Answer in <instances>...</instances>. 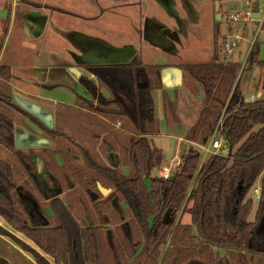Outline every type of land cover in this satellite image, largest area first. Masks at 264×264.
<instances>
[{"label":"trees","instance_id":"16d2710c","mask_svg":"<svg viewBox=\"0 0 264 264\" xmlns=\"http://www.w3.org/2000/svg\"><path fill=\"white\" fill-rule=\"evenodd\" d=\"M10 10L1 26L4 34ZM252 45L246 62L262 68L264 86V60ZM214 57L183 65L205 90L202 109L183 139L206 144L217 122L229 147L228 156L211 155L198 171L200 153L191 146L167 179L154 173L163 163L162 149L152 142L159 133L152 91L161 87V64L98 60L89 68L95 81L79 80L89 96L77 94L74 105L57 104L55 125L62 135L71 139L73 129L87 141H100L109 154L111 166L92 158L91 168L76 163L63 143L42 154L50 181L61 178L73 187L84 180L97 197L99 185L109 190L91 206L83 203V218L57 196L44 197L49 187L34 175L37 152L17 145L11 116L12 111L28 114L13 104L11 67L0 64V146L12 155L11 162L0 158V216L36 247L1 225L0 234L36 264H264V234L256 231L264 213V98L246 101L235 81L237 63L226 55ZM115 122L121 123L120 135ZM58 156L59 164L54 163ZM122 164L130 166L129 176L119 169ZM261 172L251 222L253 200L247 194ZM181 209L189 222L177 218ZM0 264L9 263L0 257Z\"/></svg>","mask_w":264,"mask_h":264},{"label":"rangeland","instance_id":"374dc122","mask_svg":"<svg viewBox=\"0 0 264 264\" xmlns=\"http://www.w3.org/2000/svg\"><path fill=\"white\" fill-rule=\"evenodd\" d=\"M5 1L6 3L9 1L12 2V0ZM165 1L167 2L164 3ZM215 2L219 3V6H216ZM161 3H164V6H162ZM16 8L18 9L16 20L20 22L22 26L19 32L20 36L29 40H33V36L31 33L24 34L23 31L26 27L25 24L29 23L27 15L30 9H35L39 11L42 16L44 15L47 17L50 24L48 25L46 23L45 36L37 41L47 43L46 47H54L59 55L62 54L66 57L70 56L73 59L74 56L81 54L83 51L81 47L75 46V43L73 44L69 40V38H73L74 40V37L78 35L97 39L103 43L101 50H99L100 47L96 49L92 48L95 42L90 40L86 41V43L90 44L92 47L84 49L86 52L85 55L82 56L83 63L73 66L81 72L80 78L82 76H88L95 81V76L89 73V68L92 67V63L95 64L103 57L109 58L106 57L110 54L109 51L117 49V47L131 48L134 51L133 62L138 60L140 64L143 62H149L148 64L152 62V64H156L154 63V58L156 60V57L161 54L162 49L160 46H155L153 42H151L148 38L150 37L148 34L153 32L155 34L153 35L155 36L153 39L159 40L160 38L157 37L161 34L164 35L163 32L168 31L167 37L172 42L179 43V48L176 49H181L182 51L180 54H174V58H169L168 61L171 62L167 65H172L183 70V65L185 63L209 62L215 58L214 56L226 55L228 59L236 60L237 73L235 81H238L239 89H241L245 100L250 101V96H253L254 100L264 98L262 68L257 63H248L245 60L247 59L248 50L251 48V43H254V47L257 46L258 56L261 60H264V21L262 27L257 31L259 25L258 20H230L231 15L235 13L242 14L246 9L245 3H243L242 0H18ZM7 14L6 10L0 11L1 17L5 18ZM216 14L219 15V20L221 18L222 26L218 23L220 21L215 19ZM2 25L3 20L0 22V30L2 29ZM218 25L220 31L216 30V28L218 29ZM164 27L166 30L163 31ZM16 30L18 32V29ZM211 31L214 35L211 34ZM158 32L160 33L158 34ZM13 34L16 36L15 31ZM216 34L217 37L214 43L211 36L215 37ZM39 47L42 46L39 45ZM28 50V48H21L19 51H11L10 56L5 54L4 58L8 61H15V68L20 69L23 65H27V61L30 57L33 58V55L30 56L31 53H29ZM90 54L94 56V58H96L97 55L99 59L96 61L87 60V56ZM32 60L33 62L35 61L34 58ZM111 60L112 59L109 58L107 61ZM116 62L118 61L116 60ZM15 74L21 76L22 71L15 70ZM47 77H49L51 81L62 82L59 69L48 74ZM72 85H76V83ZM72 85H70L71 88L58 85L55 86L52 91H41L38 89L35 93L46 95L50 100L58 102L57 104L65 103L67 105H74L78 93L73 91L74 87ZM105 94L107 95V93ZM57 104L47 105L51 110L53 108L52 112L54 113V118L52 127H48L45 125L44 121L28 113V119H30L39 130L38 132L33 129L30 130L29 137L24 140L30 149L37 152L38 156L33 158L32 162L34 163L35 160L39 161L37 158L41 161V157L43 158L42 154H44L47 149H56L58 143H63L65 150L81 167L91 168L92 158L97 160V162L111 166L108 160L109 154L107 151H104V145H102L100 141H98L97 144H94L92 141H87L81 137V133H76L73 129L69 132V136L72 137L71 139H68L60 133V130L55 125L57 119ZM43 108L45 109L44 104ZM12 114L13 113H11L13 120ZM22 115L23 113H16V119H19L18 123L20 127H22ZM23 122L29 125L28 122ZM215 124L209 140L211 138H220L218 131L219 124H217V122ZM120 125V122H115L114 125L119 135L121 132L119 128ZM71 127L74 128V125H71ZM40 137L45 138L46 144L37 143ZM153 140L154 144L156 143V145L162 149L163 163L161 169L162 167H167L173 172L182 163V154L191 147L187 142H182L176 137H172L168 132H164L162 135H158L155 138L153 137ZM203 145L195 147L200 153L197 171L202 164L208 160L207 158L211 156L208 155L202 158ZM5 151L7 150L0 146V158H5L3 157V155H6ZM61 161L62 159L59 156L54 159V163L59 164ZM174 161H176V163H174ZM119 169L125 176H129L132 173L128 164L120 165ZM161 169L154 170V173L158 175ZM41 173L42 171L39 172L37 170L34 172V175L38 178L37 181L42 182L43 185L49 187V189L62 188L60 193L57 194V198H60L69 206L72 205L73 212L80 218L84 216L83 203L91 206L94 201L100 200L101 197L109 193L103 194L99 191L100 194L97 197L93 194L94 189L86 186L84 180H82L80 186H78V182H75L74 186L71 187L67 182L64 183L61 178H55V181L52 182L46 175L40 176ZM262 178L263 172L258 175L254 187H252L247 194V198H252L253 200L251 215L248 216L251 222L256 219L258 211L257 192H254V190L255 188L259 190V184ZM78 179L81 178L78 177ZM145 185L147 188L150 187L149 179L145 180ZM82 193L83 195H81ZM50 212V207H48L47 214ZM179 217H181L182 223H186L190 220V216L187 213L183 214L182 209L178 213L177 218ZM0 225L22 238L30 247H36V245L23 234L13 231L7 224L4 225L0 223ZM170 239L171 235L167 238L164 249L167 248ZM221 253H224V251L222 250ZM13 264H22V262L16 259Z\"/></svg>","mask_w":264,"mask_h":264},{"label":"crops","instance_id":"0c3cea01","mask_svg":"<svg viewBox=\"0 0 264 264\" xmlns=\"http://www.w3.org/2000/svg\"><path fill=\"white\" fill-rule=\"evenodd\" d=\"M0 1H1L0 11L6 10L8 13V9H11L10 10L11 17L9 20V25H8L9 27L6 34L2 32V29L0 30V64H5L11 67L12 79L10 84H11V95H12L13 104L17 109L22 110L26 114L30 113L37 119L44 121L45 125H47L48 127H52L53 118H54V113L52 112L53 108L51 110L50 108L47 107V105L49 106L52 104L54 105L57 104L58 102L50 100L49 98H47L46 95L44 96V95H40L39 93H35L36 90L40 89L41 91L42 90L52 91V89L58 85L68 86L69 88H71L70 85L76 83V85H72L74 87L73 91H76V93L82 94L84 96H89V94L85 91V89L79 82L81 72L73 66H77L78 64L83 63L82 56H84L86 52V50L84 49L92 47L90 46V44H87L86 41L90 40L92 42H95L94 43L95 45H93L92 48L96 49L100 47L99 50H101L103 43H101V41L97 39H92L89 37L78 35L74 37V40L73 38L72 39L69 38V40L73 44L75 43L74 44L75 46L81 47V50H83L81 54L74 56L73 59L70 56L66 57L62 54L59 55L54 47L51 48L46 47L47 43L37 41L38 39L45 36V30L47 26L46 23L48 25L50 24L46 16L44 15L42 16L40 12L35 9H30V12L27 15L29 19V23L25 24L26 27L24 28L23 31L24 34L31 33V35L33 36V40H29L25 37H21L19 33L22 26L21 23L17 22L16 20V15L18 12L16 5L18 0H12V2L9 1L8 3H6L5 0H0ZM166 2L167 1H165L164 3ZM164 3H161L162 6H164ZM215 4L216 6H219V3L215 2ZM257 15L259 14L256 13L252 15L253 17L250 19L259 21V25L257 29L258 31L262 27L263 20L259 18L260 15L259 17H257ZM5 18L0 16V22ZM215 19L219 20L218 14H216ZM219 21H220L218 22L219 25L222 26L221 18ZM219 25H218V29L216 28V30H219ZM16 29H18V32ZM164 30H166L165 27L163 28V31ZM14 31L16 36L13 34ZM159 33L160 32H158V34ZM163 33L164 35L161 34L159 37H157L160 38L159 39L160 41L158 39H157L158 41L153 39L155 37L153 36L155 35L153 32L148 34V36H150L153 39L152 40L150 37H148L151 40V42H153L155 46L158 47L160 46V48L162 49L161 54H159L156 57V60L154 58V63L165 66L160 71L161 87L156 88L152 91L154 97V109L159 126V133L157 135H154L153 137L155 138L158 135H162V133L164 132H168L172 137H176L178 140L182 142H186L185 139H183L182 135L197 119L198 113L201 111L202 109L201 107L204 104L205 90H203L202 84L195 81L184 69L182 70L181 68H177L172 65H167L168 63L171 62V61L169 62L168 59L174 58L175 56L173 55L180 54L182 50L176 49L179 48L180 45L179 43H174L167 37V34L169 33L168 31H165ZM211 34L214 35L212 31ZM217 34L215 37L211 36L212 40H214L213 41L214 43ZM39 45H41L42 47H39ZM21 48L23 49L28 48L29 49L28 52L31 53L30 56L33 55L35 61L33 62L32 60L33 58L30 57V59L27 61V65H23L20 69H16L14 65L15 61L6 60L4 58V55L7 54L10 56L11 51L12 52L19 51ZM109 52L110 54L116 52L127 53V55L124 56L126 63L131 62L134 59L133 58L134 51L131 48L117 47V49L110 50ZM258 59L261 60L259 56ZM231 61L234 62L236 60L231 59ZM118 62H123V61H118ZM135 62L140 63V61L138 60ZM148 63L143 62L141 64H148ZM92 64L94 65V63ZM58 69L61 75L60 79L62 80V82L51 81L49 77H47L48 74L53 73ZM15 70L22 71V75L21 76L16 75ZM74 70L78 72L77 73L78 75L74 72ZM45 84L52 88H46V87L44 88ZM250 98H251L250 101L254 100L253 96H250ZM43 104L45 105V109L43 108ZM12 113H13L12 115H13L15 136L17 139L16 142L18 146L23 147L26 144L24 140L29 137L30 130L33 129L36 132H38L39 130L36 128L35 124L32 123V121L28 119V117L25 115H22V127H20V124L18 123L19 119H16V113L18 112L13 111ZM23 121L28 122L29 125H26ZM152 142L154 143L153 138H152ZM37 143L46 144L45 138L40 137V139L37 140ZM187 143L188 145H191L194 148L200 146L195 142L193 143L187 142ZM5 154L6 155H3V157H5L4 159H6L8 162H11L12 161L11 153L5 151ZM37 159L39 161L35 160L33 164H35V168L37 171L39 172L42 171L41 176L45 175L43 172L44 167L42 164V160L40 161L39 158ZM179 218L181 220V217ZM187 222H189V220ZM0 223L6 225L2 218H0ZM0 257L6 259L9 264H13L16 259L21 261L22 264H36L34 259L27 252L20 249L17 245H14L8 237L3 236L1 234H0Z\"/></svg>","mask_w":264,"mask_h":264},{"label":"built area","instance_id":"2783aa9c","mask_svg":"<svg viewBox=\"0 0 264 264\" xmlns=\"http://www.w3.org/2000/svg\"><path fill=\"white\" fill-rule=\"evenodd\" d=\"M245 3L246 9L242 14L235 13L230 16V20L239 21V20H249L254 14L258 13L260 19L264 21V0H242ZM255 4H258V12L253 11ZM233 47V46H232ZM229 147L222 141L221 137L219 139L211 138L207 144L202 146V158H205L208 155H223L228 156ZM176 163V161H174ZM171 171L167 167H162L159 171L158 176L167 179L170 176ZM254 192H257L256 198H259L260 192L258 188H255ZM258 200V199H257Z\"/></svg>","mask_w":264,"mask_h":264},{"label":"water","instance_id":"95a60500","mask_svg":"<svg viewBox=\"0 0 264 264\" xmlns=\"http://www.w3.org/2000/svg\"><path fill=\"white\" fill-rule=\"evenodd\" d=\"M253 11H257L258 12V4H255V6H254V8H253ZM258 14V13H257ZM257 17H259V15H257ZM218 18V17H217ZM127 55V53H123V52H119V53H113V54H110L109 56H110V58H113L112 60H117V61H123V62H125V58H124V56H126ZM87 57H89V56H87ZM115 58V59H114ZM91 59H93V58H91ZM74 72L77 74L78 72H76L75 70H74ZM78 75V74H77ZM111 156V155H110ZM111 160V159H110ZM41 185H43V183L42 182H39ZM101 185H99V187H98V190L99 191H101V193H107V192H109V190L108 189H106V188H104L103 186H101ZM60 191H61V189L60 188H57V189H54V188H51V189H49L48 188V190H44V197L45 198H49V197H52V196H57V194H59L60 193ZM87 215H89L88 214V212H85ZM257 229H256V231H257V233H260V234H264V213H263V215L261 216V218H260V220H259V222H258V224H257Z\"/></svg>","mask_w":264,"mask_h":264},{"label":"flooded vegetation","instance_id":"af4514ba","mask_svg":"<svg viewBox=\"0 0 264 264\" xmlns=\"http://www.w3.org/2000/svg\"><path fill=\"white\" fill-rule=\"evenodd\" d=\"M106 57H109V54L106 56ZM91 58H93V59H91ZM110 58V57H109ZM109 58H105V57H103V58H101L100 60H105V59H109ZM92 60V61H96V60H98L99 59V57L96 55V58H94V56H92L91 54L89 55V57L87 58V60ZM111 59H113V58H111ZM99 60V61H100Z\"/></svg>","mask_w":264,"mask_h":264}]
</instances>
